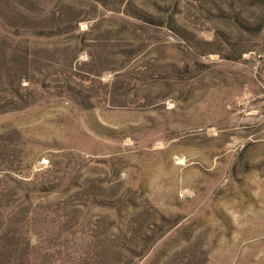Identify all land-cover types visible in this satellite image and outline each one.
Listing matches in <instances>:
<instances>
[{
  "label": "rangeland",
  "instance_id": "rangeland-1",
  "mask_svg": "<svg viewBox=\"0 0 264 264\" xmlns=\"http://www.w3.org/2000/svg\"><path fill=\"white\" fill-rule=\"evenodd\" d=\"M0 264H264V0H0Z\"/></svg>",
  "mask_w": 264,
  "mask_h": 264
}]
</instances>
